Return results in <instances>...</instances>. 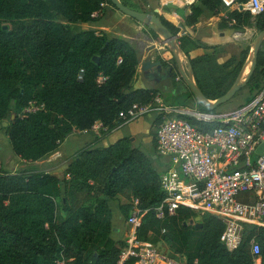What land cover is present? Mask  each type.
<instances>
[{
  "label": "trees",
  "instance_id": "trees-1",
  "mask_svg": "<svg viewBox=\"0 0 264 264\" xmlns=\"http://www.w3.org/2000/svg\"><path fill=\"white\" fill-rule=\"evenodd\" d=\"M197 1L200 6H192L183 26L193 27L205 12L217 16L230 7L224 0ZM116 11L112 0H0V128L17 157L40 161L73 133L91 131L97 123L111 133L122 124L121 112L151 101L156 91L131 88L141 63L138 47L93 28L106 26ZM147 13L156 14L175 37L181 32L162 15ZM227 17L222 24L235 32L264 31V10L255 18L239 11ZM150 34L158 41L155 31ZM178 43L197 86L211 101L236 85L251 53L247 47L220 62L223 46H209L188 34ZM263 84L261 49L250 81L236 96L247 92L246 104ZM189 99L190 104L181 105L207 112L221 107L206 109L191 91ZM31 101L44 105V110L22 116ZM159 159L156 139L147 154L133 146L130 137L81 151L61 178L32 170L0 171V264H54L63 250L69 264H118L126 242L112 238L110 203L125 190L139 199L143 211L138 239L166 244L185 258L181 264H254L253 239L260 244L264 264V228L245 226L242 244L230 252L221 242L225 224L215 215L186 207L171 215L162 209V174L154 166ZM79 193L95 198V204L74 207ZM58 202L66 214L62 222L57 218ZM131 208L129 204L120 210L128 218ZM198 217L202 227L190 224ZM125 264H137V259Z\"/></svg>",
  "mask_w": 264,
  "mask_h": 264
},
{
  "label": "built area",
  "instance_id": "built-area-1",
  "mask_svg": "<svg viewBox=\"0 0 264 264\" xmlns=\"http://www.w3.org/2000/svg\"><path fill=\"white\" fill-rule=\"evenodd\" d=\"M182 1L189 7L198 2ZM224 1L236 5L240 13L251 12L254 18L264 10V0ZM98 15L99 12L93 17ZM42 110L44 105L31 101L22 116ZM149 115L156 116L157 156L169 163L161 175L166 196L162 209L171 215L182 207L215 215L225 224L221 242L230 252L242 244L245 226L264 228V151L258 153L264 144V84L250 102L231 112L169 105L157 92L149 103L121 112L119 127ZM91 131L108 133L101 123ZM130 205L128 238L118 264L131 258L137 259V264H181L156 244L138 239L143 211L139 199L134 198ZM251 246L254 264H262L260 244L253 239ZM69 262L63 250L54 264Z\"/></svg>",
  "mask_w": 264,
  "mask_h": 264
},
{
  "label": "crops",
  "instance_id": "crops-1",
  "mask_svg": "<svg viewBox=\"0 0 264 264\" xmlns=\"http://www.w3.org/2000/svg\"><path fill=\"white\" fill-rule=\"evenodd\" d=\"M196 6H200V4L197 3ZM160 7V15H162L167 21L173 23L182 30L183 33L180 37L188 34L194 39L201 41L209 46L225 47L226 51L222 55L220 62H226L229 58H231V56L235 55L230 48L231 46L234 45L235 48L239 49L245 44L251 45V40L260 33L255 28H246L245 32L242 33L235 32L233 29L226 27L225 24H222V20H226L229 13L238 11L236 5H231L226 10V12H222L217 16L209 15L205 12L204 16L200 18L199 22L193 27L189 28L183 25L185 19L192 14V7L185 5L184 1L161 0ZM108 23L109 21L104 27L95 28L110 32V28L107 26ZM130 28L134 31V36H128L127 34H124L122 36L123 38L129 40L136 46L140 42H145L147 44L145 50L137 46L141 55L140 65L146 61H152L155 63L161 62L160 59H162L166 63L165 65H163L161 62L162 71H159V67H156L149 73L144 72L139 65L136 76L134 77V80L131 84L132 91L139 89L154 90L156 91V93L160 92L163 95L164 101L167 104L181 105V103L177 101V98L184 97L186 99H189V93L191 91L187 81L183 77L182 72H185L188 78L196 83L194 77H192L189 72V61L172 62L169 55L163 52V47L159 43L151 41L150 39H147L145 41L140 38L139 35L147 30L146 26L137 23L131 25ZM189 100L191 101V99ZM152 121L155 123V115H153ZM134 123L123 125L117 128L115 131L108 133L106 136L99 135L95 131L73 133L70 137H68L61 143L58 150L37 162L24 161L20 157H17L15 154L14 155L17 159L28 163L31 167L30 170L32 171L50 173L56 177L61 178L63 176V173L68 169L69 165L81 151L87 148L109 147L111 145H114L121 139L130 137L134 138L138 134H143L142 128L138 126H135L130 130L129 137H125L119 133L120 129L125 126H131ZM159 160L162 161H158L157 163L164 165V168L162 169L163 173L169 163L165 158H160ZM84 195L88 194H78L77 199L73 204L74 207L80 208L95 204V198L88 195L89 199H82L84 198ZM133 199L134 197L132 192L130 190H125L110 203V206L113 208L114 212V230L112 238L117 242L126 239V231L128 230V226L123 220L125 216L120 210V207L129 205Z\"/></svg>",
  "mask_w": 264,
  "mask_h": 264
},
{
  "label": "rangeland",
  "instance_id": "rangeland-1",
  "mask_svg": "<svg viewBox=\"0 0 264 264\" xmlns=\"http://www.w3.org/2000/svg\"><path fill=\"white\" fill-rule=\"evenodd\" d=\"M124 1H126L129 4L130 8H132L134 10L140 9V10H142L141 12H153V13L160 14V11H161V7H160V1L161 0H124ZM104 6L105 5H103V7ZM137 23L138 22H136L133 19L125 16L121 12L116 11L113 19L111 18L109 20V23L107 26L110 28L109 33H111L114 36L122 37L124 34H127L128 36H134L135 33L130 28V26L133 24H137ZM174 23H175V21H174ZM141 25H144V24H141ZM144 26H146V25H144ZM93 28L96 29L95 27H93ZM146 28H147V30H145L142 34L139 35L140 38H142L145 41L147 39L154 41L152 39L151 34H150L151 29L148 26H146ZM97 31H98V33H101L103 30H100L99 28H97ZM156 33L158 34V41H154V42L159 43L163 47V52L167 53L169 55L172 62H177L175 55L170 51V48L168 46V43H167L165 37L158 31ZM182 33L183 32L181 30V32L179 33V35L175 39L179 48H180V46L178 43V39L181 38L180 36L182 35ZM257 36L258 35H256L251 40V45L245 44L241 48L245 49L247 47H250L251 53H252L254 50V44L256 42ZM137 46L139 48L145 50V48L147 47V44L145 42H140L139 44H137ZM230 48H231L233 54H235V55H238L242 50L241 48H239V49L235 48L234 45L231 46ZM261 49L264 50V43H263ZM178 54L180 56L181 61H184V62L189 61L184 53L182 54L179 51ZM254 57H255V55H254ZM249 65H251V61H250ZM247 71H248V68L245 70L246 74H247ZM246 74L244 75V78L246 77ZM244 78L239 79L236 84L240 85L241 83H243L245 81ZM246 95H247V92H243V93L239 94L234 99H232L230 102L222 105L219 109V112H231L235 109H238L239 107H241L244 104ZM177 101L181 104H190L191 103V101L189 99H186L184 97H178ZM152 118H153V115L146 116L143 119H140L138 122H135L131 126L123 127L122 129H120V132H119L123 136L129 137L130 136V130L132 128H134L135 126L141 127L143 130L142 131L143 134H138L137 136L132 138L133 139V146L137 147L138 149H140L141 151H143L147 154L152 153L153 147H154V140L156 139L155 123L152 121ZM107 134L108 133L102 132V136H106ZM0 152H1L0 171H4L8 174H15V173L22 171V170H30L31 169V167L29 166L28 163H25V162H23L20 159H17L15 157L13 149H12V145L10 143L8 136H7V133L2 128H0ZM8 157H9V160H8ZM159 161H162V160H159ZM154 166L157 169V171L162 174V169L164 168V165L159 164V163H154ZM83 197L84 198H82V199H89L88 195H84ZM198 214L204 215V213H202V212H198ZM65 217H66V214L63 212L62 205L60 202H58V213H57L58 221L62 222L65 219ZM126 219L127 218L124 217L123 220L126 222ZM128 233H129V228L126 231V239L128 238ZM126 239L123 241L126 242ZM157 247L159 248V250L161 252H163L169 258L178 260L179 262L185 261L184 260L185 258L183 256H180L181 254H178L177 252H175L173 249H171L166 244L160 243L157 245Z\"/></svg>",
  "mask_w": 264,
  "mask_h": 264
},
{
  "label": "water",
  "instance_id": "water-1",
  "mask_svg": "<svg viewBox=\"0 0 264 264\" xmlns=\"http://www.w3.org/2000/svg\"><path fill=\"white\" fill-rule=\"evenodd\" d=\"M112 3L118 9V11L121 12L122 14H124L125 16L135 20L136 22H138L140 24H144V25L148 26L151 30H153L155 32H157V31L160 32L165 37V39L168 43V46L170 48V51L175 55L177 61H179V62L181 61L180 56L178 55V48L179 47H178V44L176 43V40H175L176 37L163 24L162 20L156 14H151V13L141 12V11L131 9V8L125 6L121 0H112ZM5 29H7V27H5ZM263 43H264V31H262L258 34L256 42L254 44V50L250 54L249 60L251 61V67H250V71H249L245 81L243 83H241L240 85L236 84L229 92H227L225 95H223L222 97H220L216 101H211V100L207 99V97L202 93V91L197 86V84L194 83L192 80H190L185 72H182L183 77L187 81V83L190 87V90L195 95L197 101L202 106H204L206 109L213 111V110L217 109L218 107H220V106L230 102L232 99H234L236 97V95L240 91H242L247 86L248 82L250 81V79H251V77H252V75L256 69V57H257L259 51L261 50ZM179 49H181V48H179ZM254 55H255V57H254ZM96 60H98V59H96ZM156 67H159V71H162L161 62L155 63L152 61H146L140 65V68L146 73H149L151 70H153ZM189 72H190L191 76L193 77V71H192V67L190 65H189ZM4 126L6 127L7 123H4ZM263 151H264V144L260 147V149L258 150V153L260 154ZM155 158H157V157H155ZM200 220H201V217H198V218H196L195 221H192L190 224H193L194 222L199 223ZM187 225L188 224H185V226H187ZM197 226L202 227V224L199 223Z\"/></svg>",
  "mask_w": 264,
  "mask_h": 264
},
{
  "label": "bare ground",
  "instance_id": "bare-ground-1",
  "mask_svg": "<svg viewBox=\"0 0 264 264\" xmlns=\"http://www.w3.org/2000/svg\"><path fill=\"white\" fill-rule=\"evenodd\" d=\"M181 52L182 54H183V52L178 48V52ZM179 55V54H178ZM249 63H250V60L246 63V65H245V67H244V70H242V73H241V76L239 77V79H241V78H244V75L246 74L245 73V70L248 68V71H247V74H246V77H247V75H248V73H249V71H250V67H251V65H249ZM250 66V67H249ZM246 77L244 78V79H246Z\"/></svg>",
  "mask_w": 264,
  "mask_h": 264
}]
</instances>
